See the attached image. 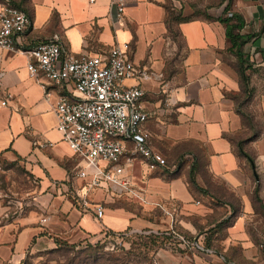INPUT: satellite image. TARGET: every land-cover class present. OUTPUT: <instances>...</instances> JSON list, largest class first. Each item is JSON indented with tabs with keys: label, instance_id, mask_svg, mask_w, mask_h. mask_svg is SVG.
Returning a JSON list of instances; mask_svg holds the SVG:
<instances>
[{
	"label": "crops",
	"instance_id": "crops-1",
	"mask_svg": "<svg viewBox=\"0 0 264 264\" xmlns=\"http://www.w3.org/2000/svg\"><path fill=\"white\" fill-rule=\"evenodd\" d=\"M126 3L117 21L111 0H0V10L10 4L32 18L18 50L0 48V155L24 164L37 183L33 205L17 215L0 200V264L106 231L172 227L209 251L165 246L159 264H264V83L245 94L261 93L256 109L237 106L242 64L229 36L241 17L243 27L232 33L249 37L242 66L264 80V0ZM170 9L188 20H174ZM54 36L75 55H104L128 43V56L147 75L126 84L143 88L145 130L168 166L150 170L126 154L120 164L131 191L119 194L107 184L88 190L77 176L86 162L62 139L54 111L63 88L27 69V49ZM77 192L105 206L103 219Z\"/></svg>",
	"mask_w": 264,
	"mask_h": 264
},
{
	"label": "built area",
	"instance_id": "built-area-1",
	"mask_svg": "<svg viewBox=\"0 0 264 264\" xmlns=\"http://www.w3.org/2000/svg\"><path fill=\"white\" fill-rule=\"evenodd\" d=\"M94 1L90 0L91 3ZM111 6L116 20H123L126 0H111ZM31 27L29 14L13 5H5L0 10V48L18 50ZM129 48L128 43H117L104 55H75L65 48L58 36H54L26 51L31 59L27 66L30 76H45L63 88L64 93L54 104L57 129L71 150L86 162L77 176L87 180L88 190L107 184L119 194L131 191V180L125 176V167L120 164L128 153L142 158L150 170L168 166L167 158L154 149L145 130L149 113L142 106L143 88L138 84H126L131 78L147 77L128 56ZM49 95L47 92V98ZM101 162L107 165L103 167ZM77 196L86 210L103 219V204L90 201L86 193L77 192ZM41 221L45 223L49 218L45 216ZM139 233L167 235L170 237L167 246L175 250L199 248L209 251L174 227L164 232Z\"/></svg>",
	"mask_w": 264,
	"mask_h": 264
},
{
	"label": "rangeland",
	"instance_id": "rangeland-1",
	"mask_svg": "<svg viewBox=\"0 0 264 264\" xmlns=\"http://www.w3.org/2000/svg\"><path fill=\"white\" fill-rule=\"evenodd\" d=\"M258 74L259 71H255V75L249 71L245 91L252 90V83H264ZM239 94L240 91L235 95L238 107L257 108L260 92L253 97ZM36 191V180L26 166L19 161H7L0 155V200L11 207L10 214L17 215L32 206ZM160 249L136 232L106 231L101 238L92 241H64L51 247L33 248L19 264H159Z\"/></svg>",
	"mask_w": 264,
	"mask_h": 264
},
{
	"label": "trees",
	"instance_id": "trees-1",
	"mask_svg": "<svg viewBox=\"0 0 264 264\" xmlns=\"http://www.w3.org/2000/svg\"><path fill=\"white\" fill-rule=\"evenodd\" d=\"M171 12V18H173L176 21H185L188 20V18H184L181 16V14L177 15L175 14V12L170 9ZM236 21L238 22V24L235 25H231L229 26V36L231 38L232 41V50L235 51L237 53V55L239 56L240 62L243 65L245 63V61L243 60V46L245 45V43L247 42L248 38L245 36H242L241 34H234L232 33L234 28H242L243 27V20L241 19V17L239 16H235ZM228 22L230 21V19L227 20ZM241 65L240 68V78H241V84H242V88H243V92L245 95L247 90L245 91V86L247 83V76H246V72L244 67ZM139 236L141 237H145L146 239H148L151 243L152 246L154 247H158V248H163L165 246L168 245V243L170 242V237L167 235H159L156 233H150V234H143V233H139L136 232ZM90 247V246H89Z\"/></svg>",
	"mask_w": 264,
	"mask_h": 264
}]
</instances>
